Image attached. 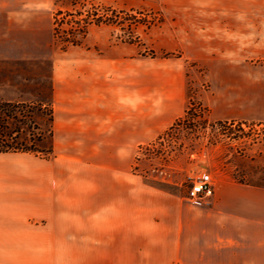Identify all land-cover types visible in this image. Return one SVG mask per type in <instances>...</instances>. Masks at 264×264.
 Listing matches in <instances>:
<instances>
[{"label":"crops","instance_id":"crops-1","mask_svg":"<svg viewBox=\"0 0 264 264\" xmlns=\"http://www.w3.org/2000/svg\"><path fill=\"white\" fill-rule=\"evenodd\" d=\"M170 3L188 12L157 42L209 64L210 118L264 123V67L255 62L264 0ZM52 4L0 0V63L43 69L53 112L50 154L0 153V264H264L262 187L227 182L193 209L145 199L132 207L136 150L186 107L181 58L179 69L155 61L148 71L126 46L62 50Z\"/></svg>","mask_w":264,"mask_h":264},{"label":"rangeland","instance_id":"rangeland-1","mask_svg":"<svg viewBox=\"0 0 264 264\" xmlns=\"http://www.w3.org/2000/svg\"><path fill=\"white\" fill-rule=\"evenodd\" d=\"M187 10L170 0H53V17L61 13L58 19H65L58 25L75 31L79 45L96 50L103 44L130 47V58L146 60L148 71L155 69V61H167V69H179L176 63L181 58L182 64H178L186 79V107L178 118L180 122L176 119L157 138L136 150L131 169L132 207L143 205L145 199L148 206H167L168 211L171 204L193 209L200 204L186 199L189 177L196 178L204 171L214 177L216 188L227 182L264 188V123L210 118L209 64L177 49L164 50L157 42L163 26L170 28L174 24L171 20ZM81 27L84 36L78 34ZM218 57L213 55L210 61L216 63L224 58ZM255 62L264 67V56ZM43 74V69L28 63H0V107L6 103L28 107L24 108L26 118L18 113L5 126L20 130L18 143L39 150L51 147L49 87ZM134 217L140 216L132 214ZM164 221H170L169 214Z\"/></svg>","mask_w":264,"mask_h":264},{"label":"trees","instance_id":"trees-1","mask_svg":"<svg viewBox=\"0 0 264 264\" xmlns=\"http://www.w3.org/2000/svg\"><path fill=\"white\" fill-rule=\"evenodd\" d=\"M61 13H57L53 17V35L56 44L60 47V49L64 50L69 45H79L80 41L75 35V31L72 29H62L61 25H58V22L63 23V20L65 19L62 17L61 19H58ZM84 27H81L78 29V34L83 33V36L85 34V31L83 30ZM42 105H39V109H41ZM28 107L23 105H14L10 103H6L5 105H2L0 107V153H8V152H26V153H41L45 152L48 154L51 153L52 149L51 147L46 150H39L35 146H28L23 143H18V138L16 137L18 134H20V130L13 128L9 129L5 124L9 120L15 119L16 115L18 113H26V110ZM28 115L24 114L22 117L26 118ZM50 130L49 134L52 135V129H51V123L53 120V112L50 108ZM177 122H180V119H178ZM32 137H35V134L32 133ZM39 141V139H37ZM46 155V156H47Z\"/></svg>","mask_w":264,"mask_h":264},{"label":"built area","instance_id":"built-area-1","mask_svg":"<svg viewBox=\"0 0 264 264\" xmlns=\"http://www.w3.org/2000/svg\"><path fill=\"white\" fill-rule=\"evenodd\" d=\"M244 127L245 125L242 124ZM190 179L186 199L193 204H201L212 199L215 193L216 181L210 172H202L196 178Z\"/></svg>","mask_w":264,"mask_h":264}]
</instances>
